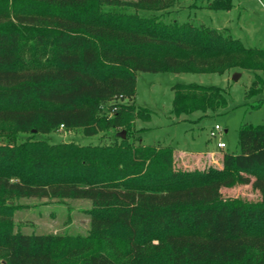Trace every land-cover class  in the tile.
Instances as JSON below:
<instances>
[{
    "label": "trees",
    "instance_id": "16d2710c",
    "mask_svg": "<svg viewBox=\"0 0 264 264\" xmlns=\"http://www.w3.org/2000/svg\"><path fill=\"white\" fill-rule=\"evenodd\" d=\"M177 4L0 0V264H264V124H242L238 152L191 171L174 168L173 148L144 145L133 131L150 117L134 102L138 72L248 71L246 98L264 105V48L178 22ZM172 93L176 118L227 107L214 86ZM58 130L100 135V144L37 138ZM248 184L258 201L220 193ZM21 199L87 201L88 229L24 233Z\"/></svg>",
    "mask_w": 264,
    "mask_h": 264
},
{
    "label": "rangeland",
    "instance_id": "374dc122",
    "mask_svg": "<svg viewBox=\"0 0 264 264\" xmlns=\"http://www.w3.org/2000/svg\"><path fill=\"white\" fill-rule=\"evenodd\" d=\"M211 0H178V22L191 21L211 29L224 31L239 40L245 47L264 48V0H232L229 11H214L206 8ZM142 15L147 12L140 11ZM147 13V14H146ZM173 17V15H172ZM239 78L233 81V75ZM248 71H228L218 74L189 73H136L135 105L150 111L145 121L136 120L133 131L144 145L169 146L175 154L174 168L180 170H204L220 165L221 151L238 152V131L242 124H264V105L254 109L255 98H246L251 83ZM177 84H197L220 88L227 100V107L215 114L193 113L176 118L171 111L172 87ZM218 125L222 133L220 140L226 145L216 148L215 139L209 131ZM226 131V132H225ZM26 135H22L25 137ZM137 136V134H136ZM38 139L49 143L72 142L81 146L100 144V135L86 137L81 133L57 132L38 134ZM223 198L256 202L259 193L251 184L222 188ZM19 209L15 222L24 233L84 234L88 229V218L84 211L89 203L83 200L21 199L16 202Z\"/></svg>",
    "mask_w": 264,
    "mask_h": 264
},
{
    "label": "built area",
    "instance_id": "2783aa9c",
    "mask_svg": "<svg viewBox=\"0 0 264 264\" xmlns=\"http://www.w3.org/2000/svg\"><path fill=\"white\" fill-rule=\"evenodd\" d=\"M221 133H222V130L218 125H214L213 128L209 131V137L211 139H215L216 137L219 136V139L216 142V148L218 150H223L224 148H226V145L220 140Z\"/></svg>",
    "mask_w": 264,
    "mask_h": 264
},
{
    "label": "water",
    "instance_id": "95a60500",
    "mask_svg": "<svg viewBox=\"0 0 264 264\" xmlns=\"http://www.w3.org/2000/svg\"><path fill=\"white\" fill-rule=\"evenodd\" d=\"M238 78H239V74H234L232 79L233 81H236Z\"/></svg>",
    "mask_w": 264,
    "mask_h": 264
},
{
    "label": "crops",
    "instance_id": "0c3cea01",
    "mask_svg": "<svg viewBox=\"0 0 264 264\" xmlns=\"http://www.w3.org/2000/svg\"><path fill=\"white\" fill-rule=\"evenodd\" d=\"M226 132V131H225Z\"/></svg>",
    "mask_w": 264,
    "mask_h": 264
}]
</instances>
